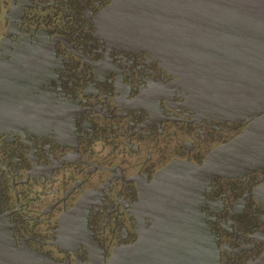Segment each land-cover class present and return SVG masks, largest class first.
<instances>
[{
    "label": "flooded vegetation",
    "instance_id": "af4514ba",
    "mask_svg": "<svg viewBox=\"0 0 264 264\" xmlns=\"http://www.w3.org/2000/svg\"><path fill=\"white\" fill-rule=\"evenodd\" d=\"M113 3L0 0V264H191L155 190L189 186L218 264H264V167L174 182L246 124L114 37Z\"/></svg>",
    "mask_w": 264,
    "mask_h": 264
},
{
    "label": "water",
    "instance_id": "95a60500",
    "mask_svg": "<svg viewBox=\"0 0 264 264\" xmlns=\"http://www.w3.org/2000/svg\"><path fill=\"white\" fill-rule=\"evenodd\" d=\"M107 18L120 42L151 52L180 77L196 109L246 124L201 166H184L174 182H204L264 167V0H114ZM198 187L203 186L155 190L190 263L218 264L195 201ZM133 250L116 264H139Z\"/></svg>",
    "mask_w": 264,
    "mask_h": 264
}]
</instances>
